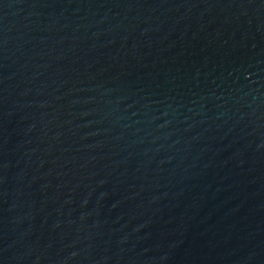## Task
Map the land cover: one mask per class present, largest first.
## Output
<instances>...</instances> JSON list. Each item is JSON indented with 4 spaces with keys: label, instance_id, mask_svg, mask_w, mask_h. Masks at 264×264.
Masks as SVG:
<instances>
[{
    "label": "water",
    "instance_id": "obj_1",
    "mask_svg": "<svg viewBox=\"0 0 264 264\" xmlns=\"http://www.w3.org/2000/svg\"><path fill=\"white\" fill-rule=\"evenodd\" d=\"M0 264H264V0H0Z\"/></svg>",
    "mask_w": 264,
    "mask_h": 264
}]
</instances>
